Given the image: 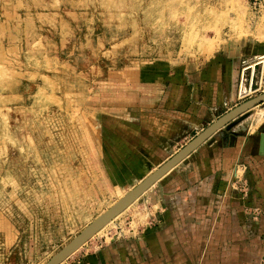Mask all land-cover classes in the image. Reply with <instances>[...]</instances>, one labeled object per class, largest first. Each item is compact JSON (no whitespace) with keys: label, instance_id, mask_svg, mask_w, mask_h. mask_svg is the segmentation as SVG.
Listing matches in <instances>:
<instances>
[{"label":"rangeland","instance_id":"rangeland-1","mask_svg":"<svg viewBox=\"0 0 264 264\" xmlns=\"http://www.w3.org/2000/svg\"><path fill=\"white\" fill-rule=\"evenodd\" d=\"M256 54L264 0H0V264L46 263L139 183L109 173L111 115L150 96L141 113L174 135V152L177 118L206 123L264 92V63L228 95L210 75ZM138 202L66 260L137 233Z\"/></svg>","mask_w":264,"mask_h":264},{"label":"crops","instance_id":"crops-1","mask_svg":"<svg viewBox=\"0 0 264 264\" xmlns=\"http://www.w3.org/2000/svg\"><path fill=\"white\" fill-rule=\"evenodd\" d=\"M229 58L232 55L220 70L209 72L220 79L225 95L235 90L241 75L233 66L236 61ZM150 98L130 104L124 115L110 116L108 137L115 144L110 147L108 170L118 186L135 179L141 182L208 125L244 102L206 117V123L194 113L184 121L177 118L174 134L185 141L172 152L169 142L174 135L150 131L158 129L154 117L141 113L157 104ZM263 105L224 126L137 199L144 221L137 233L112 236L93 252L63 264H259L264 258V153L255 126L264 125V107L259 109L260 121L255 115ZM240 171L245 172V180Z\"/></svg>","mask_w":264,"mask_h":264},{"label":"water","instance_id":"water-1","mask_svg":"<svg viewBox=\"0 0 264 264\" xmlns=\"http://www.w3.org/2000/svg\"><path fill=\"white\" fill-rule=\"evenodd\" d=\"M264 103V92L250 98L231 110L227 111L217 120L208 125L204 130L198 133L190 142H188L182 149L174 154L170 159L161 164L154 172L139 182L134 188L127 192L115 204L104 211L93 222H91L78 236L69 242L62 250L56 253L45 264H61L96 235L103 227H105L111 220L125 211L131 204H133L145 191L153 186L166 173L178 165L188 155H190L196 148L204 143L208 138L213 136L216 132L228 125L230 122L237 119L239 116L250 111L257 105ZM260 151L264 153V125L260 129Z\"/></svg>","mask_w":264,"mask_h":264},{"label":"built area","instance_id":"built-area-1","mask_svg":"<svg viewBox=\"0 0 264 264\" xmlns=\"http://www.w3.org/2000/svg\"><path fill=\"white\" fill-rule=\"evenodd\" d=\"M253 1H254V4L255 5H259L261 3V0H253ZM255 59H257V60L255 61V63L252 66L249 65V64L245 65L248 62L247 60H244L243 61V63H244L245 66H243V68L241 70V74H242V76H241L242 77V79H241L242 81L241 82H243V80H244V76H245L246 71H248L250 69H252V72H251V81H253V77H254V73H255L256 66L259 65V64L264 63V57L255 56ZM250 89H252V83L250 85Z\"/></svg>","mask_w":264,"mask_h":264},{"label":"bare ground","instance_id":"bare-ground-1","mask_svg":"<svg viewBox=\"0 0 264 264\" xmlns=\"http://www.w3.org/2000/svg\"><path fill=\"white\" fill-rule=\"evenodd\" d=\"M261 57H264V56H261ZM261 114H262V113L259 114V117H261ZM154 171H155V170H154ZM149 174H150V173H149ZM147 175H148V174H147ZM124 195H125V194H122V195L120 196V198H122ZM120 198H119V199H120ZM119 199H117V201H118ZM117 201H115V202H117ZM115 202H114V203H115ZM114 203H113V204H114ZM101 214H102V213H101ZM111 221H112V220H111ZM111 221H110V222H111ZM88 225H89V224H88ZM85 228H86V227H85ZM103 228H104V227H103ZM103 228H102L101 230H103ZM101 230H100V231H101ZM43 264H45V263H43Z\"/></svg>","mask_w":264,"mask_h":264}]
</instances>
